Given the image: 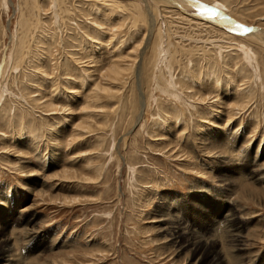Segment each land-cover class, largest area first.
<instances>
[{"label":"rangeland","instance_id":"374dc122","mask_svg":"<svg viewBox=\"0 0 264 264\" xmlns=\"http://www.w3.org/2000/svg\"><path fill=\"white\" fill-rule=\"evenodd\" d=\"M261 31L264 0H0L10 264H208L167 246L168 213L218 227L228 264H264Z\"/></svg>","mask_w":264,"mask_h":264},{"label":"bare ground","instance_id":"6f19581e","mask_svg":"<svg viewBox=\"0 0 264 264\" xmlns=\"http://www.w3.org/2000/svg\"><path fill=\"white\" fill-rule=\"evenodd\" d=\"M54 2L56 3V0H54ZM213 3H216V2L213 1ZM149 17L150 18L147 19V26H146L147 28L144 31V33H145L144 35L145 36L146 35H149L150 36L151 31H153V29L155 27L154 26V23H155L154 22L155 21L154 20V14L151 13V15ZM208 29H210V28L208 27ZM261 33L264 36V31H261ZM262 38H264V37H262ZM142 41H143V39H142ZM144 42H146V41H144ZM180 49H181V47H180ZM127 55H130V54H127ZM185 55H187V54H185ZM119 59H121V58H119ZM116 61H117V59L114 60V63L112 62L113 64L109 68L106 69V73L109 74V75H111V76H114V77H117L118 78L119 77V74H120V72L122 70V65L121 64H116ZM170 85H172L171 82H170ZM170 85L168 83L167 88L164 87L165 92H168V86L170 87ZM164 90H162V91H164ZM141 104H142L141 107L143 108L144 107V103L141 102ZM203 148H204V146H203ZM233 188H234V185H233ZM161 215H160L161 217L158 219V222H161L163 225L166 226V228H164V230H161V234H163V236H164L163 239L164 240L166 239L168 241V243H167V246L168 247L174 248L178 253H180L182 251H186V250L188 251L189 248L191 247V251H190L191 255L192 256H196V255L205 256V258L208 261V264H228L226 262L225 256L223 255V249H222L223 246L217 240L218 238L217 239L215 238L217 236L216 235V229L218 227L217 228L214 227V229H212V230L211 229L205 230L203 232V235H197V234H195L193 232L190 233L188 231H185L184 230V227H181V229L180 228H177V227H174L173 225L176 223L177 220L172 217L173 219L171 221H169L168 220V217L170 219L169 213L168 214H161ZM171 216H173V215H171ZM225 221H226V224H228V226H227L228 229H226L227 230V233L226 234H228V240H227V242L230 244L229 246H230L232 252L239 253L240 251H243L244 250L243 248L245 246V242L246 241H245V239H244V237L242 235V231H241V229H240V227L238 225L239 221L237 220V218H235L234 215H232V217L230 219L221 220L220 222L221 223L222 222L225 223ZM167 225H169V226H167ZM217 225H219V224H217ZM184 235L188 236V238L185 239V240H183V242H182L181 239H183L182 237H184ZM222 235L223 234L221 233V236ZM4 252L6 253L5 249H3V248L0 247V264H10V262H11L10 257L8 256V254L7 255H4ZM60 262H61V260H60ZM62 263H63V261L61 262V264ZM36 264H37V262H36ZM53 264H59V263L53 261Z\"/></svg>","mask_w":264,"mask_h":264}]
</instances>
